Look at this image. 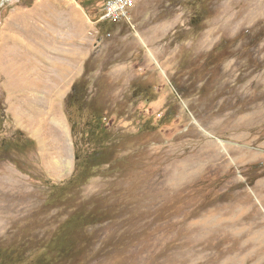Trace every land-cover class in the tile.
Segmentation results:
<instances>
[{"label":"rangeland","instance_id":"1","mask_svg":"<svg viewBox=\"0 0 264 264\" xmlns=\"http://www.w3.org/2000/svg\"><path fill=\"white\" fill-rule=\"evenodd\" d=\"M77 1L94 22L105 0ZM31 2L0 0V35ZM89 29L74 115L103 125L76 133L97 165L69 181L44 141L0 158V264H264V0H132ZM2 50L11 108L25 88ZM3 106L0 85V142L27 137Z\"/></svg>","mask_w":264,"mask_h":264},{"label":"crops","instance_id":"2","mask_svg":"<svg viewBox=\"0 0 264 264\" xmlns=\"http://www.w3.org/2000/svg\"><path fill=\"white\" fill-rule=\"evenodd\" d=\"M89 25L90 18L77 0H33L29 5L13 8L0 35V72L2 46L7 44L13 60L19 63L12 74L17 84L25 88L18 90V101L10 108V90L0 83L5 115L31 133L27 137L34 143L33 150L40 141L47 143L53 150L50 159L57 167L68 166L72 161L71 174L75 157L64 104L92 56ZM57 131L67 146L71 143L69 151L67 146L63 149L53 142L52 133ZM37 164L42 166L40 161Z\"/></svg>","mask_w":264,"mask_h":264},{"label":"trees","instance_id":"3","mask_svg":"<svg viewBox=\"0 0 264 264\" xmlns=\"http://www.w3.org/2000/svg\"><path fill=\"white\" fill-rule=\"evenodd\" d=\"M88 61V60H87ZM86 64H85V73L78 79L72 86L71 91L67 95L64 104L65 114L70 126L73 147H74V157L75 164L74 169L69 177V181L74 177L80 174L82 168L88 166H95L97 159L94 155L87 152V148L83 145H79V141L76 140V133L80 132L82 136L86 135L89 141L100 140L102 134L105 132L103 125L100 124L99 117L95 118V121L89 123L87 122V128L80 127V122L77 119V116L74 115V111L77 113L82 112L83 105H86L85 93H86ZM4 111V106H3ZM79 111V112H78ZM3 114H0V124L3 118ZM80 127V129H79ZM83 143L84 140L82 139ZM82 143V144H83ZM33 141L26 137L21 131H18L13 138L9 140H3L0 142V158L4 157L11 161L13 154L16 152L24 153L27 150L33 148ZM94 162V163H93ZM15 163V162H14ZM20 168V167H19ZM21 169V168H20Z\"/></svg>","mask_w":264,"mask_h":264},{"label":"built area","instance_id":"4","mask_svg":"<svg viewBox=\"0 0 264 264\" xmlns=\"http://www.w3.org/2000/svg\"><path fill=\"white\" fill-rule=\"evenodd\" d=\"M132 0H105L100 15L96 21L90 23L128 20V8Z\"/></svg>","mask_w":264,"mask_h":264}]
</instances>
